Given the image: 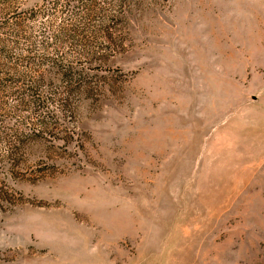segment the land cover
Masks as SVG:
<instances>
[{"label": "rangeland", "instance_id": "1", "mask_svg": "<svg viewBox=\"0 0 264 264\" xmlns=\"http://www.w3.org/2000/svg\"><path fill=\"white\" fill-rule=\"evenodd\" d=\"M0 264H264V0H0Z\"/></svg>", "mask_w": 264, "mask_h": 264}, {"label": "trees", "instance_id": "2", "mask_svg": "<svg viewBox=\"0 0 264 264\" xmlns=\"http://www.w3.org/2000/svg\"><path fill=\"white\" fill-rule=\"evenodd\" d=\"M66 67H68V68H66L65 71L63 72L65 74V76H63V78H64L63 89H62L63 95H61L60 94L61 92H60L59 96L57 97L58 100H60V101L64 100L65 102L67 101V99H66V96H64V94H68V93L72 92V89H74V88H80V87L84 88L85 85L88 84V80H86L85 74L80 73V72H76V73L72 72L69 64H67ZM60 96H62V97H60ZM38 116H39L37 118L38 122H35V123H39L38 126H39L40 130H45L44 128L47 126L45 119H44L45 113L42 114V112H40L38 114Z\"/></svg>", "mask_w": 264, "mask_h": 264}]
</instances>
